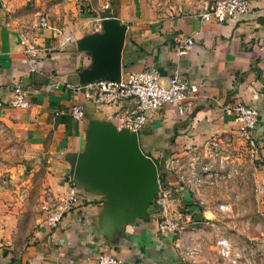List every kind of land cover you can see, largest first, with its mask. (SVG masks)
Returning a JSON list of instances; mask_svg holds the SVG:
<instances>
[{
  "label": "crops",
  "instance_id": "obj_1",
  "mask_svg": "<svg viewBox=\"0 0 264 264\" xmlns=\"http://www.w3.org/2000/svg\"><path fill=\"white\" fill-rule=\"evenodd\" d=\"M249 4L246 15L223 23L202 20L199 3L176 16L152 15L140 0L111 5L112 16L126 26L121 77L154 66L163 81L177 73L199 87V98L183 103L182 111L167 104L149 112L137 133L143 152L160 165L159 180L173 196L172 217L181 219L183 229L191 218L215 216L211 209L187 202L208 192L191 193L185 178L201 173L205 157L236 139L231 114L236 103L259 109V177H264V0ZM67 7L53 0H0V121L12 127L37 157L47 195L57 200L67 196L70 187L76 191V200L66 206L56 226L45 220L25 245L0 244V264H86L102 252L117 255L122 264H184L186 256L178 246L195 230L161 234L152 206L147 217L113 225L105 192L75 181L69 172L70 157L86 147L89 121L115 124L133 101L99 105L87 98L89 87H71L84 84L78 73L93 64L79 40L102 32V19L90 24L66 12ZM41 18L49 26L41 27ZM178 36L194 41L182 55L176 53ZM29 45L35 54L24 51ZM16 85L28 93L25 109L8 103ZM75 104L83 107L81 120L70 114ZM169 157L177 158L183 173L178 165L164 168ZM181 202L189 203L190 213L177 209Z\"/></svg>",
  "mask_w": 264,
  "mask_h": 264
},
{
  "label": "rangeland",
  "instance_id": "obj_2",
  "mask_svg": "<svg viewBox=\"0 0 264 264\" xmlns=\"http://www.w3.org/2000/svg\"><path fill=\"white\" fill-rule=\"evenodd\" d=\"M53 1L64 3L68 6L66 12L89 19L90 24L103 20L107 11L112 15L111 5L121 2ZM140 2L152 15L176 16L197 6L200 0ZM237 135L238 139L231 140L232 144L227 148H219L221 153L205 157L203 174H193L195 182L190 177L185 178L188 184L185 187L190 188V192H208L206 197L199 194L198 200L191 196L187 202L200 210L211 209L215 216L191 218L187 224H182L188 225L183 231L195 230V233H186L185 240L178 246L180 254L186 256L182 259L184 264H227L216 249V240L222 237L227 238L232 250L240 254L237 264H264V177H259L262 161L259 151L254 153ZM194 157L198 160V156ZM185 166L190 167L189 164ZM188 172L191 174V170H186ZM42 177L43 170L38 167L37 157L12 127L0 121V244L25 245L56 207V199L45 192ZM188 204L181 202L177 209L183 214L190 213L192 209L186 208ZM221 204L225 207L223 210L219 208Z\"/></svg>",
  "mask_w": 264,
  "mask_h": 264
},
{
  "label": "built area",
  "instance_id": "obj_3",
  "mask_svg": "<svg viewBox=\"0 0 264 264\" xmlns=\"http://www.w3.org/2000/svg\"><path fill=\"white\" fill-rule=\"evenodd\" d=\"M249 8V0H200L199 2L201 19L216 23H223L246 15ZM40 26H49L45 18H41ZM176 41V53L178 55L190 51L194 45V41L190 37L178 36ZM24 51L32 55L35 54L32 45L26 46ZM84 86L92 90L87 98L95 104H114L132 100V106L118 116L115 126L118 129L127 128L136 133L145 126L149 112L158 110L167 104L177 105L179 111H182L183 103H189L192 99L199 98V87L195 83L177 73L163 81L159 69L154 66L137 73L129 72L126 77H121L119 80L100 78L89 83L71 85L74 89H80ZM8 103L15 108H27L29 106L27 91L20 85H16ZM70 114L74 119L81 120L83 118L82 105H73ZM231 114L237 125L240 138L254 153H257L259 151V136L257 135L260 123L259 109L253 104L239 102L232 107ZM190 159L193 160L194 157H190ZM177 165V158L169 157L163 161V166L167 170ZM178 166H180V173H183L181 164ZM180 177L183 178V175L180 174ZM75 200V188L70 187L67 196L57 198L56 201L60 204L48 213L46 222L50 226H56L62 219L66 206ZM172 201L173 196L170 188L158 177V191L150 206H152L157 218V228L161 234L179 233L183 230L179 221L172 217ZM219 208L223 210L225 207L221 204ZM216 249L220 258L227 264H237L240 254L232 250L227 238L217 239ZM86 264H122V260L115 254L102 252L95 259L87 261Z\"/></svg>",
  "mask_w": 264,
  "mask_h": 264
},
{
  "label": "water",
  "instance_id": "obj_4",
  "mask_svg": "<svg viewBox=\"0 0 264 264\" xmlns=\"http://www.w3.org/2000/svg\"><path fill=\"white\" fill-rule=\"evenodd\" d=\"M101 30L79 40V48L87 50L93 59L90 68L78 73L80 83L121 78L126 26L107 11ZM85 138V149L69 159L73 179L105 192L113 225L147 217L158 191V169L141 149L138 134L112 123L90 120Z\"/></svg>",
  "mask_w": 264,
  "mask_h": 264
},
{
  "label": "trees",
  "instance_id": "obj_5",
  "mask_svg": "<svg viewBox=\"0 0 264 264\" xmlns=\"http://www.w3.org/2000/svg\"><path fill=\"white\" fill-rule=\"evenodd\" d=\"M155 162V161H154ZM155 164H156V162H155ZM156 166H157V169H158V173H161V172H159V170H160V168L158 167V165L156 164Z\"/></svg>",
  "mask_w": 264,
  "mask_h": 264
}]
</instances>
